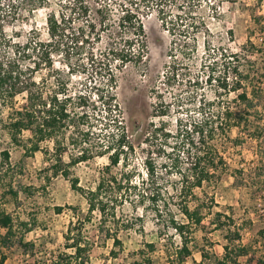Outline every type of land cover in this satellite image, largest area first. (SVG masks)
Masks as SVG:
<instances>
[{"label": "rangeland", "instance_id": "obj_1", "mask_svg": "<svg viewBox=\"0 0 264 264\" xmlns=\"http://www.w3.org/2000/svg\"><path fill=\"white\" fill-rule=\"evenodd\" d=\"M86 1L94 9L95 1ZM62 2L47 0L42 7L36 8L34 0L21 1L17 14H12L10 21L5 23V34L20 44H25L30 37L47 41L46 17L52 11H59ZM205 5L197 14L207 17L210 11ZM220 11L223 18L219 20L207 17L212 35L197 34L198 52L195 57L190 59L181 50L175 53L178 61L184 65L177 76L178 81L174 80L173 84L169 85L164 76L175 58L173 41L177 42L176 47L181 48L184 43L180 32L173 35V26H165L156 10L143 18L148 46L146 63L128 65L117 71L115 93L128 134L136 148V154L126 170L136 169V183L139 185H142L143 179L147 180L144 162L149 156L156 162L163 191L173 196L181 186L179 175L172 174L170 177L164 167L167 152L163 151H171L174 139L162 135L157 142L154 141L150 136L153 135L152 125L164 124L167 133H173L181 121L185 125L194 118L200 119L202 105L207 107L212 104L215 109V105L221 101L222 106L228 105L235 110L245 108L237 101L238 94L243 90L229 92L221 88L226 67L230 73L234 67H238L247 75L244 77L248 79H243L244 89L250 92L252 84L255 85L259 95L255 103L259 110L264 111V0H231L223 4ZM250 38L253 46L248 43ZM105 48L106 42L96 46L89 43L81 49L79 56L70 60L62 52H54L52 69L42 67L35 74V80L51 85H56L58 81L65 82L71 93L87 92L95 81L99 84V78L90 70L87 59L93 52L99 61L101 58L105 60ZM182 49L185 50V47ZM230 55L233 57L232 63L227 60ZM32 60L20 63L24 66L34 65ZM226 60L227 65L224 63ZM209 66L215 69L218 76L212 82L206 80ZM227 77L231 85L233 76L228 74ZM25 103L26 95L23 94L16 98L14 106L0 104V152H10L13 168L3 183H11L19 191L18 199L14 200L6 196L5 188L0 185V211H6L15 220L14 244L2 250L7 256L5 264H54L60 255H73L74 250L67 248L72 241L68 242L65 237L70 228H74L73 233L77 235L80 228L78 221L85 222L82 239L89 243L91 249L87 264H135L144 259H150V264H200L203 250L218 258L224 254L227 231L213 224L217 213L234 218L236 224L242 227L241 244L244 250L239 259L241 264H260L264 255V234H259V231L264 233V175H258V172L264 170V158L259 153L258 142L247 138L243 134L245 130L232 128L227 137L222 134L214 142L226 159L229 170L221 174L215 185L195 190L202 201H208L206 195L214 197L215 204L211 210L202 209L204 221L188 233L191 254L181 259L177 255L183 246L181 237L165 220H159L149 210V203L135 207L128 203L118 208V224H102L98 213L88 220L86 199L72 189L68 179L62 175L52 176L51 167L55 164V158L50 154L53 152V141L43 143L44 151L33 155L27 154L25 147L30 145L31 132L23 133V144L12 142L6 125L11 113ZM163 111L167 115L163 116ZM164 141L166 145L163 151L159 150ZM48 149L50 153L47 154L45 151ZM68 149L66 161L75 153L72 146ZM2 162L0 156V167ZM107 165V156L98 157L73 167L71 171L73 176L79 178L81 187L91 190L97 187L101 172ZM241 168L245 169L244 176L233 177V171ZM112 173L122 175L123 167L113 168ZM200 201L191 200L190 206L194 208ZM57 207H61L62 211L58 212ZM171 207L179 220L186 221L178 211V202H171ZM222 221H226L224 217ZM21 222H27L32 230L27 231L20 225ZM123 222H129L130 227L124 228ZM114 231H118L122 248L115 246L109 236ZM3 233L6 231L3 230ZM21 238L23 243L20 242ZM148 244L154 245L153 252L149 251ZM113 251H117L118 256H113ZM215 261L213 258L211 263L216 264Z\"/></svg>", "mask_w": 264, "mask_h": 264}, {"label": "trees", "instance_id": "obj_2", "mask_svg": "<svg viewBox=\"0 0 264 264\" xmlns=\"http://www.w3.org/2000/svg\"><path fill=\"white\" fill-rule=\"evenodd\" d=\"M21 1L26 0H0V104L14 106L18 96L26 95V103L11 113L6 125L12 142L16 145L23 144V133L31 132L32 138L28 140L30 145L25 147L27 154L33 155L44 151L43 143L53 141V152L50 153L49 149L45 151L55 158V164L51 167L52 176L62 175L68 179L72 189L86 199L88 220L98 213L102 224H118V208L128 203L134 207L149 203V210L159 220H165L181 237L183 246L178 251L179 258L189 256L191 251L188 233L193 227L201 226L204 221L202 209L211 210V206L215 204L214 197L206 195L207 202H211L209 204L202 201L195 190L206 185H215L221 174L229 170L226 159L214 143L217 138L223 135L227 137L232 128H241L245 130L243 134L247 138L258 142L259 153L264 158V111L259 110L255 103L258 92L254 84L252 91L244 89L243 79L248 77H244L247 75L238 67H234L231 73L226 67L221 88L229 92L243 90L238 94L237 101L242 103L244 109L235 110L228 105L225 107L219 101L215 109L212 104L207 107L202 105L200 119L194 118L185 125L181 121L173 133H167L164 124L152 125L153 135L150 136L154 141L157 142L162 135L174 139L171 151H163L166 141L161 143L159 148L167 152L164 163L167 174L170 177L172 174L179 175L181 180V186L176 189L175 195L169 196L159 183L156 162L151 157L147 156L144 162L147 180L143 179L142 185L136 183L135 168L126 170L132 162L131 158L136 154V148L128 134L115 93L117 71L128 65L140 66L146 63L148 46L143 18L156 10L165 26H173V35L177 31L180 32L184 43L185 50L181 46L176 47L177 42L173 41L175 58L173 65L169 66L164 75L169 85L173 84L174 80L178 81L177 76L184 63L178 61L175 53L181 50L190 59L195 57L198 52L197 34L212 35L208 19L223 18L220 7L231 0H94V9L86 0H63L60 10L52 11L46 17L49 39L39 41L30 37L25 44L14 42L5 34V23L10 21L12 14H17ZM46 3L47 0H34V7L40 8ZM204 3L210 11L208 19L199 15L200 13L197 14L204 8ZM92 38L94 39L91 40ZM100 42H106L103 52L106 59L101 58L99 61L93 52L87 59L90 70L99 78V84L94 80L95 85L90 87L89 91L71 93L65 82L58 81L56 85H51L35 80V74L42 67L52 69L54 52H62L65 58L70 60L79 56V52L87 44L96 46ZM248 43L252 45L251 38ZM32 58L34 65L24 66L20 63ZM231 58V55L227 58L229 63H232ZM227 60L224 62L226 65ZM215 73V69L209 66L207 82L213 81L217 76ZM228 74L233 76L231 85L227 79ZM162 115H167L166 111H163ZM69 146H72L75 153L66 161L65 155ZM0 156L3 160L0 167V185L5 188L6 196L17 200L19 191L15 190L11 183H3L6 182L9 171L13 169L10 152L1 151ZM106 156L109 165L101 172L97 187L91 190L81 187L79 178L73 176L71 169L81 163ZM120 166L123 167L124 173L120 176L113 175L112 169ZM244 173L245 169H236L232 176L241 177ZM258 175L263 176L264 170L258 172ZM174 200L178 202V211L186 221L179 220L173 214L171 202ZM191 200L201 201L192 208ZM57 211L61 212L62 208L57 207ZM223 217L226 220L224 222ZM78 222L80 228L77 229V235L73 233L74 228H70L65 237L68 242L72 241L67 248L74 250L73 255H60L54 264L88 263V253L91 249L89 243L82 239V227L85 222ZM213 224H217L216 228H225L227 231L224 236L227 241L223 246L224 254L222 258H218L203 250L200 264H212L213 258L216 264H241L239 259L244 250L241 244L242 227L236 224L234 218L222 213L216 214ZM20 225L29 232L32 230L27 222H21ZM129 227L130 223L126 222L124 228ZM14 229L15 220L12 215L1 210L0 264L7 261V256L2 250L14 244ZM3 230L6 233H3ZM117 232L114 231L109 236L115 246L122 248L123 242ZM259 234L262 236L264 233L259 231ZM20 240L23 243L24 240ZM147 247L150 252L154 251L153 244H148ZM112 254L118 256L117 251ZM144 260L135 264H150V259ZM259 262L264 264V255Z\"/></svg>", "mask_w": 264, "mask_h": 264}]
</instances>
